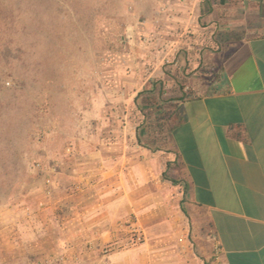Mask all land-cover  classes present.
I'll return each instance as SVG.
<instances>
[{"label": "rangeland", "instance_id": "1", "mask_svg": "<svg viewBox=\"0 0 264 264\" xmlns=\"http://www.w3.org/2000/svg\"><path fill=\"white\" fill-rule=\"evenodd\" d=\"M195 1L0 0V264L214 260L170 129L264 0Z\"/></svg>", "mask_w": 264, "mask_h": 264}, {"label": "crops", "instance_id": "2", "mask_svg": "<svg viewBox=\"0 0 264 264\" xmlns=\"http://www.w3.org/2000/svg\"><path fill=\"white\" fill-rule=\"evenodd\" d=\"M241 9H228L229 25L244 35L212 41L203 55L216 76L170 131L186 217L217 245L208 264H264V8Z\"/></svg>", "mask_w": 264, "mask_h": 264}, {"label": "built area", "instance_id": "3", "mask_svg": "<svg viewBox=\"0 0 264 264\" xmlns=\"http://www.w3.org/2000/svg\"><path fill=\"white\" fill-rule=\"evenodd\" d=\"M218 249H217V245L215 244L214 245V261L217 260V257H218Z\"/></svg>", "mask_w": 264, "mask_h": 264}, {"label": "trees", "instance_id": "4", "mask_svg": "<svg viewBox=\"0 0 264 264\" xmlns=\"http://www.w3.org/2000/svg\"><path fill=\"white\" fill-rule=\"evenodd\" d=\"M163 127V126H162ZM172 129V128H171ZM171 129H170V131H171ZM137 139L139 140V136H137ZM161 147H158V148H156V149H160Z\"/></svg>", "mask_w": 264, "mask_h": 264}]
</instances>
